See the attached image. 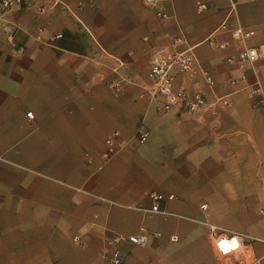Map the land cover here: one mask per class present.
Wrapping results in <instances>:
<instances>
[{"label": "crops", "instance_id": "crops-1", "mask_svg": "<svg viewBox=\"0 0 264 264\" xmlns=\"http://www.w3.org/2000/svg\"><path fill=\"white\" fill-rule=\"evenodd\" d=\"M159 6L167 18L143 0L0 9V264H111L108 240L142 231L161 236L121 245L120 264H232L209 225L264 264V107L251 95L264 93V0ZM238 27L254 32V63L236 60ZM178 35L197 64L175 87L208 104L185 118L143 91L150 60ZM150 191L174 198L149 212Z\"/></svg>", "mask_w": 264, "mask_h": 264}, {"label": "built area", "instance_id": "built-area-1", "mask_svg": "<svg viewBox=\"0 0 264 264\" xmlns=\"http://www.w3.org/2000/svg\"><path fill=\"white\" fill-rule=\"evenodd\" d=\"M145 4L156 9V14L159 18H167V14L159 6L160 0H143ZM27 0H0V9L2 13L11 10L14 7H23ZM251 29L235 28L232 30V38L239 44V50L236 55V60L239 63H254L259 58L258 49L249 47L244 44L245 40L253 35ZM214 48H223L225 44H219L213 40H209ZM184 43L181 35L176 36L172 40V45L169 47H161L157 50L154 57L150 60L146 77L148 83L143 86L144 95L147 96L154 107L162 113H173L177 118H185L190 114L200 112L205 109L208 104L203 92L188 91L186 88H176L175 80L180 74L189 73L197 64V59L192 51V48L185 47L180 49L179 45ZM228 61H233V57H229ZM206 83L212 84L213 79L211 74L201 69L200 70ZM112 89L114 92L118 89V84H115ZM252 96H259L256 101L264 107V93L262 88L256 84L251 90ZM219 105H227V98H219L216 101ZM30 114V113H28ZM148 137V130L140 128L137 132V138L140 142H144ZM111 138L107 139L110 142ZM151 205L149 212H162L160 204L163 201L172 200L173 194H163L161 192L150 191L147 194ZM205 208V204L200 206ZM264 211V208L261 210ZM211 235L210 240L215 251L222 257H227L232 264H260L258 261L251 259L244 251L242 238L236 233H218L214 225H209ZM161 233L158 231L147 232L142 231L137 234L116 235L108 240L112 246L108 260L111 264H120L123 259L124 251L121 245H147L152 238H159ZM75 240L77 237L74 238ZM176 237L172 236L171 240ZM264 247V239L258 240Z\"/></svg>", "mask_w": 264, "mask_h": 264}]
</instances>
